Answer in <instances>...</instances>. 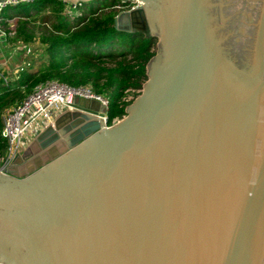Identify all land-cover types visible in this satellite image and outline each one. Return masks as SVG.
Here are the masks:
<instances>
[{
    "label": "water",
    "instance_id": "95a60500",
    "mask_svg": "<svg viewBox=\"0 0 264 264\" xmlns=\"http://www.w3.org/2000/svg\"><path fill=\"white\" fill-rule=\"evenodd\" d=\"M139 1L115 25L159 40L141 93L112 125L76 99L0 171V263L264 264V0L250 53L206 0Z\"/></svg>",
    "mask_w": 264,
    "mask_h": 264
},
{
    "label": "trees",
    "instance_id": "16d2710c",
    "mask_svg": "<svg viewBox=\"0 0 264 264\" xmlns=\"http://www.w3.org/2000/svg\"><path fill=\"white\" fill-rule=\"evenodd\" d=\"M97 5L93 2L72 8L61 0H32L3 10V25L6 29L13 25L14 30L8 39L27 43L38 38L43 50L37 64L24 66L14 77L0 80L3 162L8 149L1 135L3 112L13 102L22 101L38 84L58 80L75 87L91 86L109 100L108 125L127 114L131 102L124 101L125 91L143 88L148 65L156 54L157 38L118 29V0Z\"/></svg>",
    "mask_w": 264,
    "mask_h": 264
},
{
    "label": "built area",
    "instance_id": "2783aa9c",
    "mask_svg": "<svg viewBox=\"0 0 264 264\" xmlns=\"http://www.w3.org/2000/svg\"><path fill=\"white\" fill-rule=\"evenodd\" d=\"M32 0H4L0 2V37L7 40L9 35L14 33L13 25L8 29L3 25L2 12L9 6H17L22 3H29ZM140 4L139 0L124 5L119 2L117 8L129 9ZM7 80V76L0 69V80ZM142 89H127L124 101L133 102L141 93ZM78 98H88L98 100L107 107L109 100L103 95L94 92L91 86H71L58 80H48L38 84L33 92L28 94L22 101L13 108L7 110L2 116L1 135L8 143L6 159L0 171L6 167L11 160L21 151L25 145V140L34 130H38L49 124H53L54 114L58 109L71 108L73 102ZM107 122V112L104 116ZM120 118L115 119L114 122ZM3 264V263H0Z\"/></svg>",
    "mask_w": 264,
    "mask_h": 264
},
{
    "label": "flooded vegetation",
    "instance_id": "af4514ba",
    "mask_svg": "<svg viewBox=\"0 0 264 264\" xmlns=\"http://www.w3.org/2000/svg\"><path fill=\"white\" fill-rule=\"evenodd\" d=\"M206 1L208 5L205 6L204 13L207 24L220 50H224L221 46L222 41L233 39L235 45L242 46L243 51L250 53L252 48L249 44L243 43L242 34L245 33L249 40L256 34L255 31L258 29L257 16L262 9L263 0ZM237 65L243 68L241 65Z\"/></svg>",
    "mask_w": 264,
    "mask_h": 264
},
{
    "label": "crops",
    "instance_id": "0c3cea01",
    "mask_svg": "<svg viewBox=\"0 0 264 264\" xmlns=\"http://www.w3.org/2000/svg\"><path fill=\"white\" fill-rule=\"evenodd\" d=\"M68 7H75L77 4L95 3L109 5L114 0H61ZM119 1V0H118ZM96 8L95 6H93ZM42 46L39 39L36 38L33 42H23L22 40L9 39L3 40L0 37V69L7 77H14L16 73L29 64H37V58L42 53ZM68 108L58 109L53 118V122L61 116ZM121 119V118H120ZM119 119V120H120ZM46 126L42 127L45 128ZM29 135L27 138H29Z\"/></svg>",
    "mask_w": 264,
    "mask_h": 264
},
{
    "label": "rangeland",
    "instance_id": "374dc122",
    "mask_svg": "<svg viewBox=\"0 0 264 264\" xmlns=\"http://www.w3.org/2000/svg\"><path fill=\"white\" fill-rule=\"evenodd\" d=\"M9 12V10H6L5 11V13L7 14ZM159 40H158V38H157V41H156V44L154 45V50H155V52H156V54L158 53V51H159ZM19 102H13L11 105H9L7 108H5V110H4V112H3V114L7 111V110H9V109H11V108H13L16 104H18ZM48 126V125H47ZM45 128H39L38 130H34L32 133H31V136L29 137V138H27L26 140H25V145L22 147V149H21V151L19 152L20 154H21V156H24V155H26V158H23L22 160H21V163L23 162V163H28L29 161H32V159L33 158H36V157H38V156H40L41 154H42V152H44V151H47L48 150V152L51 150V149H53V148H55V147H53V146H55V144L54 143H50L49 145H47V146H45V147H43L41 144H34L33 145V142H34V140H36V138H37V136L44 130ZM0 162H2V163H0V168L3 166V160L2 159H0ZM27 166V165H26Z\"/></svg>",
    "mask_w": 264,
    "mask_h": 264
}]
</instances>
